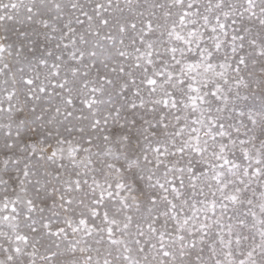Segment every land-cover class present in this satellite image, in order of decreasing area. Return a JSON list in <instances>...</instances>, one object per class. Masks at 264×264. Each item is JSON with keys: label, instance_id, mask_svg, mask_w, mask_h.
Returning <instances> with one entry per match:
<instances>
[{"label": "snow or ice", "instance_id": "obj_1", "mask_svg": "<svg viewBox=\"0 0 264 264\" xmlns=\"http://www.w3.org/2000/svg\"><path fill=\"white\" fill-rule=\"evenodd\" d=\"M0 264H264V0H0Z\"/></svg>", "mask_w": 264, "mask_h": 264}]
</instances>
